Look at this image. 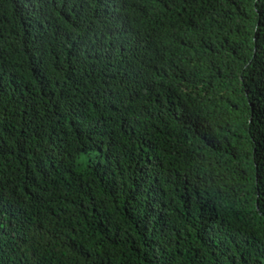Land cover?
Instances as JSON below:
<instances>
[{"label": "trees", "instance_id": "16d2710c", "mask_svg": "<svg viewBox=\"0 0 264 264\" xmlns=\"http://www.w3.org/2000/svg\"><path fill=\"white\" fill-rule=\"evenodd\" d=\"M0 264H264V0H0Z\"/></svg>", "mask_w": 264, "mask_h": 264}]
</instances>
